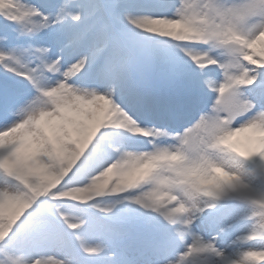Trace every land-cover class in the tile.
Listing matches in <instances>:
<instances>
[{"label":"snow or ice","instance_id":"1","mask_svg":"<svg viewBox=\"0 0 264 264\" xmlns=\"http://www.w3.org/2000/svg\"><path fill=\"white\" fill-rule=\"evenodd\" d=\"M0 264H264V0H0Z\"/></svg>","mask_w":264,"mask_h":264}]
</instances>
